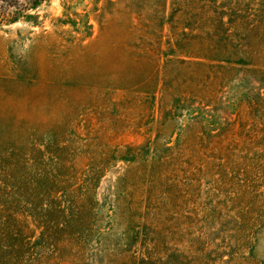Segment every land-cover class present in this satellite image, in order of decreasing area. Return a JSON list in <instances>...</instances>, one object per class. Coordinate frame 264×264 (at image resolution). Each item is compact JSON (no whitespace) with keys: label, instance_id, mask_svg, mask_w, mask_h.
Instances as JSON below:
<instances>
[{"label":"rangeland","instance_id":"rangeland-1","mask_svg":"<svg viewBox=\"0 0 264 264\" xmlns=\"http://www.w3.org/2000/svg\"><path fill=\"white\" fill-rule=\"evenodd\" d=\"M9 3L0 264H264V0Z\"/></svg>","mask_w":264,"mask_h":264},{"label":"trees","instance_id":"trees-1","mask_svg":"<svg viewBox=\"0 0 264 264\" xmlns=\"http://www.w3.org/2000/svg\"><path fill=\"white\" fill-rule=\"evenodd\" d=\"M10 1V5H12V2L13 5H15V7L18 9L17 11L21 12V11H24L25 9H28L26 8V6H31V7H34V8H37L40 6L41 2L43 0H28V3H23L22 5L19 3V0H8ZM18 15L15 16V18L17 17Z\"/></svg>","mask_w":264,"mask_h":264}]
</instances>
